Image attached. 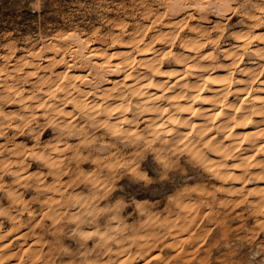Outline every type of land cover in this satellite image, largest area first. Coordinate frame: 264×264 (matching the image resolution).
Masks as SVG:
<instances>
[{"label": "bare ground", "instance_id": "obj_1", "mask_svg": "<svg viewBox=\"0 0 264 264\" xmlns=\"http://www.w3.org/2000/svg\"><path fill=\"white\" fill-rule=\"evenodd\" d=\"M118 8L0 43V264L264 254V0Z\"/></svg>", "mask_w": 264, "mask_h": 264}, {"label": "rangeland", "instance_id": "obj_2", "mask_svg": "<svg viewBox=\"0 0 264 264\" xmlns=\"http://www.w3.org/2000/svg\"><path fill=\"white\" fill-rule=\"evenodd\" d=\"M141 1L142 0H0V43L4 44L7 42L8 38H5V35L11 34L14 38H20V40L28 34L33 35L34 37H39L41 34L47 35L62 28L68 30V28H71L73 25L81 24L82 20H89L85 24L88 26L90 24L95 26L103 21L102 17L105 14H113L117 10L121 11L119 15L122 20L129 22V19H125L122 9L119 10L118 7L123 5L128 8L132 6V4H138ZM220 1L222 2V0ZM237 20L238 18L236 17L232 21V24L236 23ZM234 28L239 29L237 25H234ZM151 175L154 183L150 184L151 187H149V189L147 188L148 186H146V183L140 182L139 184H136L134 191H148L151 193V191L157 188L158 190L163 191V196H166L168 194L166 193V188L173 186V176H170V180L164 179L163 181L160 174L151 173ZM130 181L131 180L126 179L124 183L128 184ZM129 193L128 202L131 203L133 200V192ZM141 198L142 197H139V199ZM238 223V221L232 222V230L231 232L229 230L227 234L228 237L230 236L229 240H231V246H235L234 248L239 247V252H242V256L240 255V257L242 258L243 264H264V254H259V252L256 253V249L251 247L249 243L247 244L245 241L243 243H237L236 240L245 235V232H239L236 229ZM213 237H216V234ZM220 237H223L222 234L218 235V238ZM69 242L75 246L73 238H69ZM225 252H228V250L226 251L224 249L222 254ZM203 254H205L204 250L201 256ZM217 256H219V254ZM214 264L220 263L215 262Z\"/></svg>", "mask_w": 264, "mask_h": 264}]
</instances>
